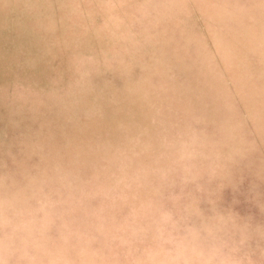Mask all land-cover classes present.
<instances>
[{
    "label": "rangeland",
    "instance_id": "374dc122",
    "mask_svg": "<svg viewBox=\"0 0 264 264\" xmlns=\"http://www.w3.org/2000/svg\"><path fill=\"white\" fill-rule=\"evenodd\" d=\"M217 214L264 229V0H0V264H148Z\"/></svg>",
    "mask_w": 264,
    "mask_h": 264
},
{
    "label": "clouds",
    "instance_id": "9594fccd",
    "mask_svg": "<svg viewBox=\"0 0 264 264\" xmlns=\"http://www.w3.org/2000/svg\"><path fill=\"white\" fill-rule=\"evenodd\" d=\"M177 235L183 246L157 244L148 264H264V229L241 226L231 214L181 224Z\"/></svg>",
    "mask_w": 264,
    "mask_h": 264
}]
</instances>
